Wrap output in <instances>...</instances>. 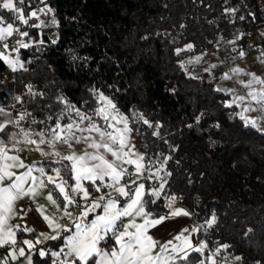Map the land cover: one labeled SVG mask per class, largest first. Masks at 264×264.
I'll return each instance as SVG.
<instances>
[{
  "label": "trees",
  "instance_id": "1",
  "mask_svg": "<svg viewBox=\"0 0 264 264\" xmlns=\"http://www.w3.org/2000/svg\"><path fill=\"white\" fill-rule=\"evenodd\" d=\"M38 1L17 0L26 16ZM42 2L55 20L41 26L31 24L35 17L19 21L26 38L34 40L20 49L23 65L13 77L0 78V107L14 112L0 134L25 142L28 133V140L49 143L57 124L81 118L76 110L107 126L98 114L104 92L126 115L146 158L165 161L162 192L148 182L153 188L144 194L147 211L167 212L171 198L200 208L199 200L208 196L207 215L214 206L215 223L202 229L210 245H222V260L215 264H233L237 257L240 264H264V130L242 118L230 92L186 69L190 54L247 32L257 30L264 44V0ZM17 20L0 2V23ZM5 67L0 58V70ZM51 161L44 160L47 170L60 169L72 184L73 172L65 168L70 162L49 166ZM67 232L43 241L33 264H55L52 250L62 246ZM201 260L213 264L209 249L192 250L186 262L175 264Z\"/></svg>",
  "mask_w": 264,
  "mask_h": 264
},
{
  "label": "snow or ice",
  "instance_id": "2",
  "mask_svg": "<svg viewBox=\"0 0 264 264\" xmlns=\"http://www.w3.org/2000/svg\"><path fill=\"white\" fill-rule=\"evenodd\" d=\"M6 9H14V4L12 0H7L2 5ZM16 11H19L18 9ZM43 11V9H41ZM51 11V9H48ZM230 11H235L234 9ZM37 15L36 12H32L31 16L35 17ZM20 19L23 20V23L27 24L28 21L23 19L21 16ZM18 31V30H17ZM13 33L12 25H8L6 28H0V40L6 39L8 36H11ZM20 35H27V33H20ZM55 43V41H53ZM22 47H28L27 44H21ZM4 48H7V44L3 45ZM192 45H188V48H191ZM243 55V53H241ZM200 57H197L196 60L199 61ZM16 63H19L16 61ZM12 62H10L11 66ZM22 66V65H21ZM234 72L243 71L242 69H233ZM253 75V80L256 82L264 84V80L256 77L255 74ZM230 78V77H225ZM251 82H249V85ZM31 86H29V89ZM252 95L253 99H256L255 94ZM102 100H106L107 103L111 106L112 109H115V105L112 104L107 97H104L101 94L100 97ZM245 97H238V101H243ZM260 99L264 100V94L260 95ZM236 102V101H234ZM71 107V105H69ZM77 111V115L81 117V120L84 119H91L90 117H86L83 114ZM3 113V109H0V114ZM99 115L103 117L104 120H108V116L105 114L104 109L101 108L98 112ZM24 117L21 116L20 119ZM247 123L255 125V120H250L246 117H243ZM115 119V117H113ZM120 120L123 121L125 124L127 123L126 117L121 116ZM11 122V121H10ZM147 123V121H145ZM73 124H68L64 128L61 127L60 124L56 125L55 129L51 130L52 136L55 138L54 141H51L53 146L55 142L59 141L61 143H69V140H76L79 142V138L75 136L73 132ZM5 125L0 123V132L4 131ZM66 129V135H61L64 133ZM95 131L100 134L101 142L97 143L93 141L91 147L95 149L103 148L106 150L107 153H110L112 156L116 157V160L120 161L121 163H128V164H136V161L132 159H127L125 161V157L128 153L124 152V147L126 145V137H119L117 135H113L111 132L102 131L100 127L93 124L89 129H80V131ZM119 129L117 132L119 133ZM129 131L127 128L125 132ZM26 142L35 144L36 141L28 140V133H24ZM43 137V133H41ZM13 140H15V134H13ZM107 138V139H103ZM40 144L45 143V140L42 138L39 141ZM117 146L114 148L113 146ZM55 155H59V153H54ZM44 155H49V153H44ZM63 160L70 161V165H65V168L72 171L75 176V186L72 187V192L74 193H82L83 198H88V191L87 189L83 188L81 181H91L95 191L99 192L100 188L96 187V181H104L105 177H110L112 181L119 182L120 178L128 174L127 169L117 170L115 166V161L110 162L105 158L104 155L100 154H90L85 152L83 155L77 156L75 153L62 157ZM139 159H143V157H139ZM6 161H12L13 163L9 164ZM12 167H25L22 161H20L18 156H9L3 146V141L0 140V246L5 244H15L16 240L14 238L15 234L11 231V228L8 227V230L5 231V227L7 225L8 213L13 212V205L16 200L21 199L22 197L32 194L33 197L36 194L35 188H30L27 192L24 190L23 185L26 180L31 177L34 184L38 183V186L43 188L45 187L44 180L39 177H32V166H28V171L24 172L20 175H16L14 172L9 171L8 169ZM142 165L137 164L136 170L137 172L140 171ZM41 175H44V169H39ZM55 172L56 176L60 175V169H52ZM15 177V179H13ZM11 181V183L5 184L4 181ZM47 180L52 183L55 189L59 190V193L62 194L63 200L67 202L68 205H74L76 203L75 200L71 199L67 192L65 191L64 185L67 181L61 180L59 184L56 183L55 179L52 176H47ZM135 183V181H133ZM105 187H110L111 185H103ZM144 188L143 184H140L139 187L135 190V198L131 199V202L127 204L124 208H118L116 201L109 199L107 203L104 205V214L98 215L90 225H84L82 223L76 224L75 228L76 231L68 235L66 237L67 244L66 247L69 251L65 254L66 256H75L76 259L71 261V264H175V262L179 259L181 262H186L188 260V253L185 251V248L181 245L172 244L169 241L167 244L160 245V251L155 255L152 254L153 249L159 243L158 241L153 240L151 236L146 234L147 229L149 227H154L160 224L163 221V217L159 219H149L148 213L145 212L143 204L140 202V194L141 190ZM118 192L122 195L128 196V193L125 191L124 188H118ZM155 195L159 196V193H155ZM47 199L51 201L53 204H56V201L53 200L52 195L49 194ZM104 199L103 196L100 197V201ZM100 201L93 200L90 207H86L81 216H87L90 211H95L96 208H99ZM139 205V207H137ZM41 206H38L40 208ZM59 207V205H57ZM171 207V204H169ZM133 211H135L136 216L144 217V222L142 224L135 223L133 219L131 222L125 224L122 221V217H127L132 215ZM184 214L188 215L186 211L183 209H179L173 213V215ZM64 215L71 217V212L68 211L67 207L64 209ZM44 219L49 222V224L55 228L61 227L58 223H53V221L45 216ZM117 221H120V227L124 230L117 233ZM215 223V216L212 217V220L209 221V225ZM18 227V226H17ZM129 228H134L135 231L130 232L128 231ZM67 230V229H66ZM112 232V235L115 237L116 243L119 245V250L112 249L111 252L105 251L98 247L101 240L105 239L109 232ZM187 231V229H185ZM103 232V235L101 234ZM41 235H44L43 233ZM127 237V240L123 238ZM46 239H57V236L45 237ZM177 240L183 241L185 244L188 243L187 238L183 237L181 234L180 236L176 237ZM22 243L32 247V241L25 240ZM169 246H171V252H169ZM190 246V245H189ZM206 247V244H202L199 248H194V251L200 252ZM223 247H227L224 245ZM219 251V249H217ZM179 253H183L182 256H179ZM20 256L24 255V249H19ZM40 255H45L43 251L40 252ZM53 255L59 256L60 253H53ZM99 257V260L94 259V257ZM10 257L15 259V253H11ZM236 259H240L237 257ZM67 264V262H66ZM200 264H204V261L201 260ZM213 264L215 262L213 261Z\"/></svg>",
  "mask_w": 264,
  "mask_h": 264
},
{
  "label": "rangeland",
  "instance_id": "3",
  "mask_svg": "<svg viewBox=\"0 0 264 264\" xmlns=\"http://www.w3.org/2000/svg\"><path fill=\"white\" fill-rule=\"evenodd\" d=\"M43 0H39L38 4L35 8H31L28 15L26 16L23 12V9L18 5L17 0H12L14 4V9H12L15 14L17 15L18 19L17 21H23L20 19L22 16L23 19L28 20L31 16V13L34 11L37 13L35 16V19L31 21V24H35L36 26H41L45 22H48V24L52 25L54 22V16H52V8L43 3ZM2 5L7 2V0H0ZM19 11H16V10ZM43 9V11H41ZM48 9H51V11H48ZM8 25H12L13 32L14 29H18L19 35L17 37V40L13 43H10L8 39L11 36H8L6 39L2 40L7 44V48L0 50V58L3 59L6 63V67L3 70H0V78L2 79H11L14 74V70L23 65V60L20 55V49L22 48L21 44H27L33 42L34 38L27 39L26 35H20V33H27V30L22 29L20 23L15 27L13 21H6L0 23V28H6ZM264 30V29H263ZM13 34V33H12ZM56 39V38H54ZM248 39L252 40L251 43H248ZM1 41V40H0ZM184 48L187 47V45L183 46ZM243 53V55H241ZM197 57H200L199 61L196 60ZM18 61L19 63H16ZM10 62H12L10 66ZM186 69L187 72L193 75L198 76L201 81L203 82H209L213 83L216 87L219 89H222L224 91L231 93V99L230 101L233 103H236L238 105L239 112L241 116L246 117L250 120H255V125L259 127L260 129L264 130V100L260 99V95L264 94V84L256 82L253 80V75L255 74L256 77H259L260 79L264 80V44L261 43V38L258 36V31L254 32H247L243 36L239 37V39L234 41H228L226 43H217L209 48H206L204 50L196 51L192 54H190L186 58ZM233 69H242L243 71L234 72ZM230 78H225V77ZM249 82H251V85H249ZM101 94L104 97H107L108 100L112 102V104L115 105V102L112 98H110L106 93L101 92ZM100 94V97H101ZM255 94L256 99L252 98V95ZM238 97H245L243 101H238ZM100 104L98 107V111L103 108L105 114L108 116L107 125L114 126L116 129L120 128L123 130V128L128 127L129 130L130 125L128 123V119L126 115L119 110L112 109L111 106L107 103L106 100H102L100 98ZM236 101V102H234ZM126 117L127 123L125 124L123 121L120 120V117ZM115 117V119H113ZM95 120V119H94ZM96 121V120H95ZM97 122V121H96ZM119 137H126V145L124 147V152L128 153V155L124 158L125 161L127 159H132L136 161V164H128L126 162L121 163L120 161L116 160L121 166L128 167L130 165L132 169V173L135 175L133 176V179L131 181V184H133V181L137 182L136 186L133 184V189L129 190L127 187L119 186L115 187L113 191L110 190V195L108 197H104L102 201H100V198H95V200L100 201V207L96 208L95 211H90L87 216H81L82 211L86 207H90L92 203L83 205L82 209L78 212V214H75L73 211L71 212V217H69V221L67 223H63L61 219L64 217H68L64 215V209L65 207L62 206V198H56L55 195L52 193V190L47 188V196L49 194L52 195L53 200L56 201V204H53L51 201L47 199V196L45 198V205H44V215L49 217L53 223H60V228L57 233L53 234L57 235L62 230H68L69 232L66 233V235H71L76 231V228H71L72 221L74 220V217H77L76 224H84V225H90L91 222L98 216L104 214V205L107 203L109 199H112L116 201L118 208H124L127 206L128 203L131 202V199L135 198V190L139 187L140 184L144 185V188L141 190L140 199L143 198L145 190L153 188V185H149L148 182L151 184H154V187L157 188V192H162L163 185L167 176V173L165 171V161L161 158L158 159L159 164H152V160L150 158H146V152L139 147L137 143V137L132 132L129 131V133L119 134ZM40 141V140H39ZM139 157H143V159H139ZM116 159V157H115ZM146 159L147 165H146ZM51 161V160H50ZM55 161L53 160L49 163H47L49 166H54ZM164 163H160V162ZM140 164L142 165L139 172L136 170V165ZM154 171H152V169ZM147 171V173H146ZM152 172V173H151ZM145 173L148 175V178L145 175ZM51 176L55 179L56 183L59 184L61 182L62 177L59 175L56 176L55 173H52ZM151 179V180H150ZM64 181V180H63ZM83 188L87 189L88 186L85 183H82ZM100 183L96 181V187L99 186ZM65 191L67 192L68 196L71 198V192L72 187L70 184L66 183L64 185ZM118 188H124L125 191L128 193V196L122 195L120 192L117 191ZM205 191L208 193H212V190H210L211 187H204ZM59 191V190H58ZM204 192V191H203ZM115 193L118 194L119 197H115ZM82 195V193H81ZM83 196V195H82ZM124 198V199H123ZM211 198L208 196H203L199 200V207L200 208H194L189 210L186 204H182L180 201H178L176 198L169 199V204H171V207L168 208V211L165 213H162L160 215H152L151 213L148 214L149 218H156L159 216H172L174 212H176L179 209H183L188 213V215L179 214L187 216L194 222L195 226V232L194 230L190 229L191 232H194V238H195V244L189 249L187 252L188 254L194 249L199 248L202 244H206V247L203 249H209V258L211 261H220L222 260L220 258V248L221 244H214L210 245L203 234V231L200 230V234L197 227V221L202 224V227L208 229L209 228V221L212 220V217L215 216V207L211 206V214L207 215L208 212V201ZM82 202L85 203V198L82 197ZM78 201V198H77ZM59 205V207H57ZM138 206V205H137ZM202 207V208H201ZM69 208V207H68ZM206 212V213H205ZM177 216V215H174ZM118 222V221H117ZM49 224V223H48ZM73 222V226L76 225ZM50 225V224H49ZM33 226L27 227L26 230H30ZM117 229H119V226L117 225ZM46 228L41 227L39 228L38 232L36 233L35 238H30L26 235L25 240L32 241V244L34 241H39L46 235ZM153 232V229L149 227L147 229V232ZM44 235H41V234ZM103 235V232H101ZM113 236L112 232L110 231L105 239L101 240L98 247L101 249H104L105 251L111 252L112 249L119 250V246L117 244H114V242L111 240L109 241V237ZM183 237H188L187 232L183 235ZM189 238V237H188ZM106 240L111 242L112 246L111 248L107 247ZM183 242V241H181ZM67 239L64 240V243L62 246L58 249H54L52 251V260L55 262V264H71V261L76 259V257L73 256H66L65 254L69 251V249L66 247ZM28 246V245H27ZM29 247V246H28ZM219 249V251H217ZM53 253H60L59 256L53 255ZM233 264H240V259L234 258ZM18 264H32V256L28 255L26 258L22 259Z\"/></svg>",
  "mask_w": 264,
  "mask_h": 264
},
{
  "label": "crops",
  "instance_id": "4",
  "mask_svg": "<svg viewBox=\"0 0 264 264\" xmlns=\"http://www.w3.org/2000/svg\"><path fill=\"white\" fill-rule=\"evenodd\" d=\"M3 113L0 114V123L6 124L7 122H10L13 117H14V112H11L9 110H6L4 108ZM84 115V114H83ZM85 116V115H84ZM73 124V132L75 133V136L79 138V142L76 140H69V143H61L59 141L55 142V145L51 143V141H54V137L50 139L49 143H43L40 144L39 141L37 140H32L36 141L35 144L32 143H27L25 142H17V141H12L7 137H3L0 134V140L3 141V146L5 147V150L7 152V155L9 156H18L20 161L23 162L25 167H12L8 169L9 171L14 172L16 175H20L24 172L28 171V166H32L33 171H32V177H39L44 180L45 187L41 188L38 186V183L34 184L31 177H29L26 182L23 185L24 190L27 192L30 188H35L36 189V194L33 197L32 194L26 195L22 197L21 199H18L15 201L13 205V212L8 213V219H7V225L5 227V231L8 230V227L11 228V231L15 234L14 238L16 240L15 244H5L3 246H0V258L3 261V264H18L22 259L26 258L28 255L32 256V264L34 261V252L40 250V244L46 240L47 237H51L53 234L57 233L59 228H55L51 225H49L48 221L44 219V205H45V198L47 196V188L49 189L48 185V180L47 176H51L52 173H55L54 171L47 170L45 166L44 160H63L62 157L71 155L75 153L77 156L83 155L85 152L90 153V154H100L104 155L107 160L110 162L115 161V166L117 167V170L121 169H127V173L123 175L119 182H114L110 177H105L104 181L97 180V182L100 183V190L99 192L95 191V188L93 187L91 181H81L82 183H85L88 186V198L85 199V203L82 202V195L81 193H74L71 192V199L75 200L76 203L74 205H68L66 201L63 200V196L61 194L62 198V206L67 207L68 211H73L75 214H78V212L82 209L83 205H87L92 203L95 198H100L101 196L108 197L110 195V190L113 191L115 187L119 186H124L127 187L129 190L133 189V184H131V181L133 179V176H135L132 173V169L130 166L124 167L121 166L118 162H116V159L114 156H112L110 153H107L105 149L100 148V149H95L91 147V144L93 141L100 143L101 142V137L100 134L95 132V131H80V129H89L93 124L96 126L100 127L102 131H108L111 132L113 135L118 136L117 129H119V134H124L129 133V128L126 127L129 131L125 132L126 128H123L121 130L120 128H115L114 126H103L100 123L96 122L94 119H84L81 120L78 119L76 121H70L67 124L61 126L64 128L68 124ZM61 135H66V129L64 133H61ZM137 137V136H136ZM107 139V138H103ZM137 143L140 148L143 149L141 146L139 139L137 138ZM116 148L117 146H113ZM49 153V155H44V153ZM54 153H59V155H55ZM70 162V161H69ZM6 163H13L12 161H6ZM71 163V162H70ZM146 165H147V159H146ZM43 168L44 169V175L42 176L39 169ZM152 169V168H151ZM155 168L152 169L154 171ZM147 173V171H146ZM145 173V174H146ZM152 173V172H151ZM61 176V174H60ZM75 174L73 173V178ZM145 176V175H144ZM15 179V177H13ZM63 179V178H62ZM5 184L11 183V181H4ZM137 182H135L134 186H136ZM71 187L75 186V179L73 180L72 184H70ZM103 185H111L110 187H105ZM146 191V190H145ZM145 194V193H144ZM115 197H119L117 193H115ZM78 198V201H77ZM124 199V198H123ZM140 202L144 206V210L146 213L147 209L145 208L144 205V195L143 198L140 199ZM38 206H41L38 208ZM187 207L189 210L194 209V206L192 203L187 204ZM69 207V208H68ZM139 207V205L137 206ZM163 217V221L154 226L151 227L153 229V232H148L147 235L151 236L153 240L158 241L159 243L157 246L153 249L152 254L155 255L160 251V245L167 244L169 241L172 242V244L176 245H181L185 248V251L188 252L189 249L195 244V238L194 232H195V226L194 222L190 218L184 215H177V216H159L156 218H149L152 220L159 219ZM123 223L127 224L131 222L133 219L135 220V223L137 224H142L144 222V217L142 216H136L135 211H133L132 215L127 216V217H122L121 218ZM63 223H67L69 221V217H64L61 219ZM77 217H74V220L72 221V226L71 228H75V225L77 222ZM59 221V225H60ZM120 221L117 222V225L119 226V229H117V233L120 231H123L124 229L120 227ZM18 226V227H17ZM33 226L30 230H26L27 227ZM45 227L46 230V235L40 239L39 241H34L32 244V247H28L26 244L22 243L26 237V235L30 238H35L36 233L38 232L39 228ZM197 227L198 231L200 234V230H202V224L197 221ZM187 229V231H185ZM194 230V232H191ZM128 231L133 232L135 231L134 228H129ZM61 232V231H60ZM59 232V233H60ZM187 232V238L188 243L185 244L184 242H181L180 240H177L176 237L180 236L181 234L184 235ZM58 233V234H59ZM68 234V233H67ZM56 236V235H54ZM67 235L65 236L66 239ZM124 240H127V237L123 238ZM111 242L113 241L114 244L116 243L115 237L111 236L108 239ZM106 240V245L107 247L111 248L112 244ZM118 245V244H117ZM190 245V246H189ZM119 246V245H118ZM23 248L24 249V255L20 256L19 254V249ZM53 251V250H52ZM15 253L16 258L13 259L10 257L11 253ZM169 252H171V246H169ZM179 256H182L183 253H179ZM94 259L99 260V257H94ZM91 264V261L89 262Z\"/></svg>",
  "mask_w": 264,
  "mask_h": 264
},
{
  "label": "built area",
  "instance_id": "5",
  "mask_svg": "<svg viewBox=\"0 0 264 264\" xmlns=\"http://www.w3.org/2000/svg\"><path fill=\"white\" fill-rule=\"evenodd\" d=\"M19 24V21H16L15 23H14V25H15V27L17 26ZM18 29H14V32H13V34L11 35V37L8 39V41L10 42V43H13V42H15L16 40H17V37H18V35H19V31H17ZM252 42V40H250V39H248V43H251ZM4 41H0V50L1 49H4V47H3V45H4ZM145 176L148 178V175L147 174H145ZM151 180V179H150ZM153 184V183H152ZM205 229V228H204ZM204 229H202V231H204ZM221 258H222V254H220L219 255Z\"/></svg>",
  "mask_w": 264,
  "mask_h": 264
}]
</instances>
